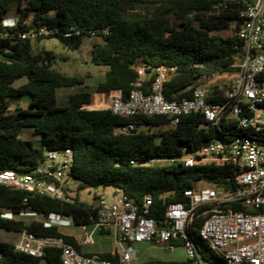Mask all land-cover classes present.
Listing matches in <instances>:
<instances>
[{
	"label": "trees",
	"instance_id": "obj_1",
	"mask_svg": "<svg viewBox=\"0 0 264 264\" xmlns=\"http://www.w3.org/2000/svg\"><path fill=\"white\" fill-rule=\"evenodd\" d=\"M248 0H0V22L15 19L17 32L30 27H51L66 31L70 27L107 29L106 36L91 42L90 61L106 67L102 79L85 89L79 76H67L52 68L51 51L33 50L29 40H0V173L15 175L33 173L48 151L69 149L72 164L67 177L83 189L118 188L136 204L151 199L148 217L161 226L165 205L184 201L183 192L198 183L212 185L221 191L236 188L237 169L228 164H209L186 168L179 162L150 165L153 160H171L192 154L213 139L220 130L231 129L223 121L207 125L199 114L185 115L179 124L170 126L163 117L124 119L108 110H86L91 95H108L119 91L123 99L133 89L138 76L136 67H144V94L149 93L152 77L149 69L158 66L174 68V74L163 87L168 100L190 98L198 82L214 75L234 72L232 65L241 51L233 31L241 22L239 14ZM149 5L150 7H144ZM143 10L142 13H132ZM15 11V15L9 14ZM231 30V35L220 32ZM56 39L65 49H77L83 39L60 36L38 38L40 42ZM21 78L26 82L17 88L12 84ZM82 87L64 103L56 101V90ZM28 98L26 108L10 103ZM208 102H219L221 91L213 86L207 92ZM126 124H134L130 134L119 133ZM29 132L36 140H22ZM132 162V164H131ZM238 207L234 208L236 211ZM242 211V210H241ZM50 214L71 217L74 227L89 224L97 218L95 205L86 206L72 197L64 203L45 197L30 196L0 186V230L36 238H61L80 251L77 241L63 234L59 227L44 226L33 217ZM15 216V218L5 217ZM200 219L192 226L199 228ZM198 255L203 264H223L207 245L197 239ZM132 245V244H131ZM176 248L179 244L175 243ZM91 255V254H88ZM100 259L118 264L116 255L99 254ZM213 261V263H211ZM61 264L60 250L49 248L42 258L14 250V244L0 242V264ZM141 264H194V260L150 258Z\"/></svg>",
	"mask_w": 264,
	"mask_h": 264
},
{
	"label": "built area",
	"instance_id": "obj_2",
	"mask_svg": "<svg viewBox=\"0 0 264 264\" xmlns=\"http://www.w3.org/2000/svg\"><path fill=\"white\" fill-rule=\"evenodd\" d=\"M239 18L241 22L233 36L241 43V51L232 65L235 71L231 81L219 88V102H208L206 91L199 86L191 90L190 98L166 99L163 87L174 74V68L164 66L149 69L152 80L148 94L142 90L146 69L136 67L138 78L127 98L123 99L119 91L105 95V109L119 118L163 117L170 126H176L182 116L199 114L207 125L218 126L221 121L231 125L233 128L220 130L219 138L192 154L171 160H153L150 165L173 162L186 168L214 163L232 165L237 169L236 188L221 191L215 186L198 183L183 192L184 201L165 205L161 226L148 217L149 197L136 204L118 188H111L110 192L103 189L96 196L97 218L89 224L77 226L79 246H92L96 235L111 232L118 264H129L133 260L127 244L161 246L172 252L175 243L179 244L185 258L194 260V264H203L196 240L190 234L193 231L223 264H264V0H248ZM14 28V18L3 19L0 40L34 41L56 35L69 40L108 34L107 29L84 27L62 31L41 26L30 27L24 32H17ZM134 130V124L118 129L122 134ZM71 164L69 149L48 151L44 161L31 174L0 173V186L30 196L72 203L66 187ZM237 207L240 210L235 211ZM22 216L33 217L46 227L74 226L71 217L57 214L42 217L28 213ZM200 218L204 221L199 228H194L193 222ZM17 236L14 250L30 257L42 258L46 249L55 248L60 250L61 264H113L97 256L81 255L61 238H36L26 232Z\"/></svg>",
	"mask_w": 264,
	"mask_h": 264
},
{
	"label": "rangeland",
	"instance_id": "obj_3",
	"mask_svg": "<svg viewBox=\"0 0 264 264\" xmlns=\"http://www.w3.org/2000/svg\"><path fill=\"white\" fill-rule=\"evenodd\" d=\"M144 7H150L145 5ZM143 10H134L132 13H142ZM10 16L15 15V11H12ZM222 36L231 35V30L220 32ZM98 38H85L81 42L80 46L75 50H68L63 48L56 39H46L40 42L32 41L33 50L37 51L44 49L45 51H51L55 56V61L52 68L62 74L67 76H79L83 79V83L86 86L85 89H91L98 81H100L107 71L106 67L96 66L90 61V49L91 42L98 41ZM233 73H225L221 75H214L209 78H204L198 82V86L206 91V93L211 89V87L216 86L221 88L226 86L232 79ZM26 82V78H21L16 80L12 87L17 88ZM82 87H76L74 89L63 88L56 90V101L58 104L64 103L73 93L79 90H83ZM28 103V98L23 97L21 100L10 103L9 110L12 111L16 106L21 108H26ZM22 140H36L37 138L32 136L29 132H24L21 135ZM159 166L160 164H155ZM201 185H206L201 183ZM67 191L70 196L75 197L79 203L86 206L96 205V196L103 190L98 189H83L77 191V183L73 180L68 179L66 183ZM106 192H110L111 188H104ZM5 217L15 218V216H9L7 214ZM201 222L204 218H200ZM18 240V236L14 233H9L0 230V242L15 244ZM95 246L98 247L99 251H113L114 245L111 241L99 242ZM88 249H92L91 247ZM131 252L133 253V261L131 264H141L150 258H159L164 260H183L185 259L184 252L181 248L175 249L172 253L168 251L165 247L152 246L151 248H146V245L132 244ZM41 264H44L43 262Z\"/></svg>",
	"mask_w": 264,
	"mask_h": 264
},
{
	"label": "crops",
	"instance_id": "obj_4",
	"mask_svg": "<svg viewBox=\"0 0 264 264\" xmlns=\"http://www.w3.org/2000/svg\"><path fill=\"white\" fill-rule=\"evenodd\" d=\"M106 100H107V98H106L105 95L94 93V94L91 95L90 103L88 105L82 106V109H86V110H104L105 106H106ZM59 229H60V231L63 234L71 236L77 241V243L79 242V231H78L77 227H74V226H72V227H60ZM107 241H111V243H113V245H114V250L113 251H109V252H107V251H99L98 247L95 248V246H98L97 244L99 242L102 243V242H107ZM139 245H142V244H139ZM143 245H146V244H143ZM79 247H80V251L79 252L77 251V252L79 254L85 255V256H97L98 257L99 254H107V253L113 255L115 253L114 236H113V234L111 232H106V233L101 234V235H96L94 237V244L92 246H89V247H81V246H79ZM90 247L92 249H88ZM151 247L152 246H150V245H146V248H151ZM130 248H131V246H130ZM175 249H177V248H175ZM88 254H91V255H88ZM131 262L129 264H131Z\"/></svg>",
	"mask_w": 264,
	"mask_h": 264
},
{
	"label": "water",
	"instance_id": "obj_5",
	"mask_svg": "<svg viewBox=\"0 0 264 264\" xmlns=\"http://www.w3.org/2000/svg\"><path fill=\"white\" fill-rule=\"evenodd\" d=\"M131 244H127V248H130Z\"/></svg>",
	"mask_w": 264,
	"mask_h": 264
}]
</instances>
